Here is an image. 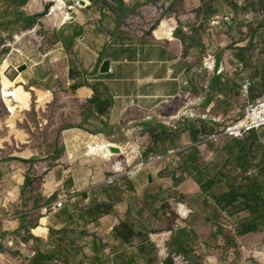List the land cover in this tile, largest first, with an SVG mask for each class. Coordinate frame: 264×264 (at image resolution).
Wrapping results in <instances>:
<instances>
[{"label": "crops", "instance_id": "crops-1", "mask_svg": "<svg viewBox=\"0 0 264 264\" xmlns=\"http://www.w3.org/2000/svg\"><path fill=\"white\" fill-rule=\"evenodd\" d=\"M107 1L109 7L101 6L99 0H83L74 20L58 28L65 34L57 47L45 51V60L55 58L50 60L53 72H67L62 81L65 85L62 97L67 101L68 114L64 117L67 127L61 136L62 153L58 157L55 149L51 153L57 164L48 166L44 187L47 198L66 196L67 201L105 191L103 202L112 209L94 221V253H99L97 241L103 240L109 243L104 249L109 255L106 264H135L134 256L127 251L130 247L112 246L115 238L124 242L114 228L121 222H132L133 215L144 213L151 202L172 204L178 187L166 181L163 174L167 169L162 167L156 172H136L130 181L121 177L109 186L106 179L113 173L112 162L124 157L129 161L141 158L144 162L151 151L145 145L150 141L158 145L167 136L171 142L198 144L204 128L217 131L241 116L248 101L264 100V40L255 45L239 40L232 33L238 23L232 22L227 0ZM149 4L157 7L150 11ZM44 10L36 6L31 12ZM161 19L153 31L155 22ZM164 24L172 26V35L159 38L156 31ZM45 60L39 59L30 68L25 62L18 64L28 66L23 73L31 72L28 79L35 81L36 89L45 88L50 81V75L38 71ZM106 60L111 69L101 74ZM25 74L20 76L27 81ZM246 80L252 82L248 98L242 94ZM185 111L195 116H187ZM93 145L123 148L124 154L109 158L104 152L93 155L90 150ZM140 147L142 152L148 149L147 155L141 154ZM95 160L109 162L102 166ZM149 174L152 183L148 181ZM193 187L199 193L198 183ZM184 204L192 213L197 208L191 201ZM183 222L185 226L179 230L186 234L192 233V229L201 234L206 227L201 219ZM161 229L157 241L147 233L152 238L151 246L144 245L149 237L141 242L138 249L146 257L143 264H165L170 253L175 264H179L176 255H184L189 264H194L187 257L190 254L187 243L195 236H179L171 219L163 220ZM154 247L157 259L151 256ZM122 252H125L122 258L115 259Z\"/></svg>", "mask_w": 264, "mask_h": 264}, {"label": "rangeland", "instance_id": "rangeland-1", "mask_svg": "<svg viewBox=\"0 0 264 264\" xmlns=\"http://www.w3.org/2000/svg\"><path fill=\"white\" fill-rule=\"evenodd\" d=\"M35 1L28 0L20 6L22 0H0V264H31L37 249L53 255L48 264H96L98 261L106 264L109 255L104 249L109 243L98 240L99 253L95 254V222L86 223L83 219L86 209L103 202L105 191H96L87 198L79 195L57 209L55 204L59 197L50 200L45 196L46 170L49 165L57 164L51 153L55 149L54 154L61 155L62 131L67 127V121H64L68 114L67 101L62 97L65 92L62 81L66 79L67 72H53L50 60L55 58L44 59L45 51L55 49L65 33L56 25L45 22L46 10L31 12L36 6L48 9L45 0H39L36 5ZM227 1L232 22L238 23L231 29L232 33L237 34L239 40H248L255 45L264 40V0ZM99 2L103 7L110 6L107 0ZM156 7V4L148 5L150 11ZM168 15L166 12V17ZM162 19L155 22L153 31ZM39 59L45 60L38 67L39 73L50 75L45 88H35V81L28 79L30 71L22 73L27 81L20 76L14 85H8L2 77L7 61L15 67L25 62L30 68ZM33 76L36 77V71ZM242 94L246 98L250 96V93L248 96L243 93V87ZM184 114L192 116L189 111ZM13 115L16 119L9 127L7 122ZM242 116L243 113L232 121ZM169 126L174 128V124ZM207 132L210 130L204 128L202 133ZM175 143L167 136L158 145L152 141L145 145L151 151L139 172H156L160 167L167 169L163 174L166 181L178 187L176 201L172 204L151 202L144 213L134 214L132 222L128 223L134 235L124 242L115 238L112 246L117 249L130 247L127 251L134 256V263L143 264L146 257L138 249L141 242L149 237L148 244L144 245L151 246L152 238L147 233L157 241L160 239L158 233L163 230L161 222L171 219L179 236H195L187 243L190 251L187 257L192 263L258 264L253 250L264 247V129L242 140L225 139L207 145L192 141ZM136 148L134 144V151ZM168 149L179 151L170 159L165 156L155 161L156 156L165 155L163 151ZM143 150L140 147L141 154L147 155L148 149ZM34 159L37 161L30 162ZM108 162L97 163L103 166ZM141 163V158L130 161L129 169L135 171ZM112 174H108L106 182ZM134 174L122 177L130 181ZM195 183L199 185V193L194 191ZM7 198L10 203H7ZM187 201L195 203L197 208L186 221L191 223L193 219H201L206 223L201 234L195 229H192L193 234L179 230L185 224L176 213V205ZM2 205L6 207L1 208ZM22 216H26L28 230L20 228ZM42 219H45L44 223ZM43 225L46 233L39 235L34 232ZM248 227L256 230L248 231ZM151 252V256L157 259L156 247ZM124 254H117L115 259H121Z\"/></svg>", "mask_w": 264, "mask_h": 264}, {"label": "built area", "instance_id": "built-area-1", "mask_svg": "<svg viewBox=\"0 0 264 264\" xmlns=\"http://www.w3.org/2000/svg\"><path fill=\"white\" fill-rule=\"evenodd\" d=\"M83 0H45V5L48 9L46 13V19L49 23L56 25L58 28H62L74 20L75 11L83 6ZM228 20V19H226ZM252 82L246 80L243 85V93L248 96L250 93V88ZM186 115V114H185ZM192 116H195L192 113ZM264 129V100H259L255 102H249L244 109L243 116L236 121H232L219 130L214 132L204 133L201 137V142L204 145L208 143H219L223 140H242L254 132H258ZM110 145H106L104 151H109ZM179 150L169 149L166 154L155 157L156 160H160L163 157L174 156ZM111 153V152H110ZM114 154V153H112ZM121 154L124 152L121 151ZM120 155V154H115ZM130 161L124 157L123 159H118L113 162V174L107 180V184H114L117 179L122 176H130L135 172H139L143 169L144 163L139 164L135 171L129 169ZM67 201L66 196L59 198L58 202L55 204V208H61L63 204ZM176 213H178L181 220H187L192 211L184 203H177ZM253 255L258 261V264H264V247L262 249L256 248L253 250ZM176 261L179 264H189L190 261L184 255H176Z\"/></svg>", "mask_w": 264, "mask_h": 264}, {"label": "trees", "instance_id": "trees-1", "mask_svg": "<svg viewBox=\"0 0 264 264\" xmlns=\"http://www.w3.org/2000/svg\"><path fill=\"white\" fill-rule=\"evenodd\" d=\"M28 0H22V2L20 3V6L24 5L27 3ZM256 133V132H254ZM58 157V154H57ZM37 160H30V162H36ZM57 197V195H53L50 200H53ZM112 209L111 205L106 204V203H101V204H96L91 206L90 208L86 209V213L84 216V220L85 222H94L97 219H99L100 217L104 216L105 214H107L108 212H110ZM88 217L90 221H87ZM20 228L21 229H26L28 230V225L26 224V216H22L21 217V224H20ZM248 231H255L256 228L255 227H248L247 228ZM115 234L118 236V238H121L123 241H128V239H130V237H132V235H134V230L130 228V226L128 225V223L126 222H121L119 224V226H117L116 228H114ZM16 233H18V231H16ZM5 233H3L4 235ZM29 236H31V238H36L33 234H29ZM53 258V255L51 253H47V252H43L40 250H35V254L32 257V259L30 260L31 264H48V262ZM165 264H175V259L172 255V253H170L168 255V257L165 259Z\"/></svg>", "mask_w": 264, "mask_h": 264}, {"label": "bare ground", "instance_id": "bare-ground-1", "mask_svg": "<svg viewBox=\"0 0 264 264\" xmlns=\"http://www.w3.org/2000/svg\"><path fill=\"white\" fill-rule=\"evenodd\" d=\"M39 2V0H36L34 2V4L36 5ZM82 10V9H81ZM80 14V13H79ZM80 19V18H79ZM77 20V19H76ZM83 20V19H82ZM172 26L169 24H164L163 26L160 27V29L158 31H156V35L157 37H161V36H166V37H170L172 35ZM6 67L4 68L3 71V75L2 77L4 78V80L7 82L8 85H14L15 83H17L20 79V75L17 77V79H15L14 81L10 80L7 76H6V72L8 71V69L12 66L10 64L9 61H7L6 63ZM111 69V68H110ZM16 119V115L11 116L10 120L7 122L9 125V127L13 126L14 120ZM106 145H101V146H95V147H91V154L96 155V154H100L101 152H104V154H106L109 157H113L115 155H113L112 153H110L109 151H104ZM122 152H124L123 148H120ZM105 156V155H104ZM42 223L45 222V219H42L41 221ZM34 232L41 235L47 232L46 227L43 226H39L37 229H34Z\"/></svg>", "mask_w": 264, "mask_h": 264}, {"label": "water", "instance_id": "water-1", "mask_svg": "<svg viewBox=\"0 0 264 264\" xmlns=\"http://www.w3.org/2000/svg\"><path fill=\"white\" fill-rule=\"evenodd\" d=\"M28 68V66L26 64H23L19 67H15V66H11L8 71L6 72V76L14 81L15 79H17V77L23 73L24 71H26ZM109 69H110V62L109 61H104V63L102 64L101 66V70H100V73L101 74H106L109 72ZM110 152L111 153H114V154H121V149L119 147H115V146H110L109 148ZM148 181L149 183H152L153 182V179H152V175L149 174L148 175ZM23 190V186L21 188Z\"/></svg>", "mask_w": 264, "mask_h": 264}]
</instances>
